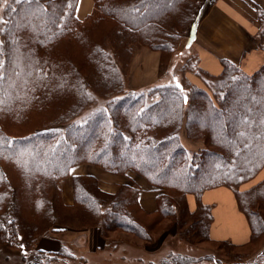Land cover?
<instances>
[{"label":"trees","instance_id":"16d2710c","mask_svg":"<svg viewBox=\"0 0 264 264\" xmlns=\"http://www.w3.org/2000/svg\"><path fill=\"white\" fill-rule=\"evenodd\" d=\"M77 1L0 2V264H92L66 246L53 253L30 246L49 230L88 224L148 242L173 228L198 250L167 249L139 256V264H264V174L243 186L264 170V62L246 73L222 59L212 76L190 49L184 73L167 70L172 53L189 49L202 0H92L82 19ZM252 38L264 51V26ZM138 47L158 52V75L170 81L123 87ZM187 71L204 87L185 79ZM182 129L202 145L188 149ZM78 164L135 172L155 193L152 210L140 204L134 181L107 192L90 174L72 175V202L59 204L61 183ZM219 185L233 190L246 217L245 243L210 237V206L200 194Z\"/></svg>","mask_w":264,"mask_h":264},{"label":"crops","instance_id":"0c3cea01","mask_svg":"<svg viewBox=\"0 0 264 264\" xmlns=\"http://www.w3.org/2000/svg\"><path fill=\"white\" fill-rule=\"evenodd\" d=\"M92 0H78L75 15L82 19L90 12ZM194 24V23H193ZM264 26V0H209L205 5L197 24L192 25L191 35L186 40L191 49L197 66L203 73L216 76L222 70V59H229L237 64L244 72L252 73L264 62V51L257 48L252 36H256L259 29ZM146 48V47H144ZM150 55L155 58L158 69V52L149 48ZM143 51V50H141ZM136 77L139 73L135 72ZM181 142H185L182 139ZM185 145V144H184ZM186 146V145H185ZM70 176L64 178L62 192L66 204L72 202L70 182L72 175H94L100 183L108 182L100 188L107 192L116 190L117 185L134 181L142 186L139 202L146 210L154 206V192L148 187L146 181L133 171L124 174L108 172L100 167L90 164H78L70 168ZM220 194H223L221 197ZM216 195L218 200L213 197ZM200 201L210 206L212 216L210 237L215 240L227 239L234 244L245 243L249 239L250 228L246 217L239 208L234 192L225 185L205 189L200 194ZM190 208L196 205L193 194L187 195ZM83 238L84 245L94 242V233L90 230ZM82 232L73 233L80 234ZM61 232H53L38 242L41 250L53 253L61 246L71 249L67 243H62ZM89 237L86 236H90ZM72 235L67 238L73 239ZM66 241V240H65ZM72 245V244H71ZM93 245V244H92ZM77 246V245H75ZM89 246V245H88Z\"/></svg>","mask_w":264,"mask_h":264},{"label":"rangeland","instance_id":"374dc122","mask_svg":"<svg viewBox=\"0 0 264 264\" xmlns=\"http://www.w3.org/2000/svg\"><path fill=\"white\" fill-rule=\"evenodd\" d=\"M208 1L209 0H202L200 8L197 12V16L194 18L193 27L194 25L197 24V21L202 15L204 7L208 3ZM183 39L184 37L179 42L180 44L179 48L181 47V44L184 41ZM145 50L146 48L144 47H138L135 49L134 53L132 54V57L129 62V66L124 72V77H123L124 79L123 87L126 88L127 90L142 91L157 83L161 84V83L166 82L167 80L170 81L169 80L170 77L168 73H165L163 74V76L159 77L155 58L152 57V55H150V51L148 49H147L148 51H145ZM189 50L190 49L183 50L179 52L178 54L177 53L175 54V52L172 53L170 55V58H168L169 60L166 62L167 68H168L167 70L174 69L175 71H177V69H180L183 71L184 69L183 64L185 62L183 61V58L186 53L189 54ZM188 67L191 68L190 63L188 64ZM136 71L139 73L138 77H136L135 75ZM188 71L186 72L185 79L187 78V80L190 83L203 88L204 85H203L202 80L199 78V76L195 75L192 71L190 72ZM84 114L85 112H82L74 119H76V121H79L81 119L83 120ZM181 133H182V139L185 142L184 144L191 151L198 149L202 145L201 142L188 138L184 129H182ZM262 172L260 170L258 176L253 177L254 179L252 181L245 183L243 186L244 187L247 185L249 186L252 183L257 182L258 180H261L263 178V176L260 177ZM83 176H86V175H83ZM62 183H61V195H59L58 198H59V204L64 206L65 204L63 203L64 201L62 198L63 197L62 186L64 183L63 184ZM107 183L108 182L100 183V186L105 187ZM98 185H99V181H98ZM71 186H70V189H71ZM119 186L120 184L117 185L116 188H118ZM220 196L222 197L223 194H220ZM213 197L215 198L216 201L218 200V197L216 195H214ZM68 205L69 204H67V206ZM72 213H75V212L73 211ZM54 226H60V225H54ZM89 230L94 233L95 238H94V242L91 240L89 241V244H88L89 246H88V245H84L82 239L85 238L86 233H89L88 232ZM53 232L55 233L61 232L62 234H60V236H63L62 243H67V245L71 246L70 250L71 252H73V254L75 253L74 254L75 256H80L81 252H84L86 256H89V258H92L93 260L92 264H114V263L139 264L138 263V258H140L139 256L158 257L162 255L163 252L168 251L167 249L169 250L172 249V250L180 251V252L184 251V249L185 250L187 249L191 252L198 251L195 248L193 249L190 248L192 245L189 246V244L185 243V241H183L179 237V235L177 234V231L175 232L173 228L170 231H168L167 234L164 235L163 237H162L161 231H158L155 235H153L152 237L153 239L148 242V241H144L140 237H137L135 235H132L126 232H121L116 229L107 230L106 228H103V227L102 229H100V228H97L96 226L94 228L90 224H88L86 227H81V228L67 227L63 231L49 230L46 232L45 235L39 236L37 242L35 241L34 244L32 242L30 246L32 245L34 249H38L40 247L38 244L40 239L47 236V234L49 235L53 234ZM76 232H82V233L81 235L75 234V236H73V233H76ZM23 235H24V232L20 234V236H23ZM71 235L73 236L72 237L73 239L67 238L68 236H71ZM86 237H89L91 239V235L86 236ZM201 246H207V244L204 243V244L199 245V247ZM30 253L31 252H28V254Z\"/></svg>","mask_w":264,"mask_h":264},{"label":"snow or ice","instance_id":"6c2138e0","mask_svg":"<svg viewBox=\"0 0 264 264\" xmlns=\"http://www.w3.org/2000/svg\"><path fill=\"white\" fill-rule=\"evenodd\" d=\"M0 2H2L3 4H7L8 3V0H0ZM4 29L3 28H0V31H3ZM3 68V61H0V69ZM3 80V72L0 71V81ZM0 103H3L2 100H0Z\"/></svg>","mask_w":264,"mask_h":264},{"label":"bare ground","instance_id":"6f19581e","mask_svg":"<svg viewBox=\"0 0 264 264\" xmlns=\"http://www.w3.org/2000/svg\"><path fill=\"white\" fill-rule=\"evenodd\" d=\"M263 174H264V171L261 173L260 177H262V176H263Z\"/></svg>","mask_w":264,"mask_h":264}]
</instances>
